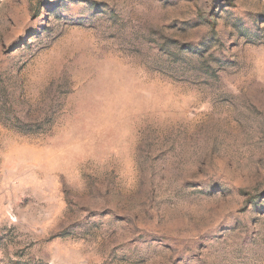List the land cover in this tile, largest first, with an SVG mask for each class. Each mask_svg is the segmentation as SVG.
Instances as JSON below:
<instances>
[{"label": "rangeland", "instance_id": "1", "mask_svg": "<svg viewBox=\"0 0 264 264\" xmlns=\"http://www.w3.org/2000/svg\"><path fill=\"white\" fill-rule=\"evenodd\" d=\"M0 264H264V0H0Z\"/></svg>", "mask_w": 264, "mask_h": 264}]
</instances>
